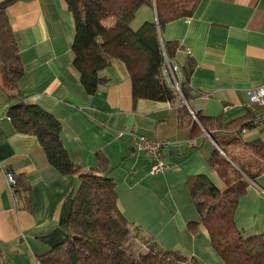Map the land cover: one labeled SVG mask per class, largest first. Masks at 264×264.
<instances>
[{
    "label": "crops",
    "instance_id": "crops-1",
    "mask_svg": "<svg viewBox=\"0 0 264 264\" xmlns=\"http://www.w3.org/2000/svg\"><path fill=\"white\" fill-rule=\"evenodd\" d=\"M154 14L156 18L155 10L149 13ZM8 15L24 74L17 95L0 74L4 262L41 264L39 255L65 238L60 222L69 216L70 195L80 185L76 175H64L50 164L38 136L16 130L9 109L25 101L42 106L60 121L62 142L82 169L97 167L98 155L109 160L117 209L144 245L177 250L203 264H225L205 228L201 224L196 232L189 228L190 222L199 221L189 180L198 174L216 180L209 158L219 145L202 125L205 135L194 138L190 127L179 125L184 99L135 102L128 68L118 58L102 71L106 81L89 94L73 63L76 25L65 0H15ZM160 38L182 45L175 57L180 66L190 56L196 60L189 101L194 114L225 121L243 116L250 125L240 133L241 140L264 141V107L248 105V92L264 87V0H202L190 18L165 25ZM133 134L168 141L163 150L165 172L151 173L154 159L138 152ZM7 171L32 185L30 204L11 190ZM235 223L244 236L264 230V171L250 180ZM123 239L121 245L132 238L125 234Z\"/></svg>",
    "mask_w": 264,
    "mask_h": 264
},
{
    "label": "trees",
    "instance_id": "trees-1",
    "mask_svg": "<svg viewBox=\"0 0 264 264\" xmlns=\"http://www.w3.org/2000/svg\"><path fill=\"white\" fill-rule=\"evenodd\" d=\"M14 1H0V74L4 85L17 95L24 67L8 15ZM201 1L65 0L76 25L73 63L86 91L97 92L106 81L102 71L118 58L128 68L135 102L139 99L167 102L179 98L181 95L166 82L163 68L167 59L176 63V53L182 45L177 41H163L160 30L169 22L190 18ZM154 10L156 18L155 14L149 15ZM138 16L142 19L134 27ZM196 64L191 56L184 65L178 64L183 74L182 95L188 102L192 97L190 78ZM178 113L179 125L190 127L193 138L205 135V129L219 145L209 158L216 180L206 174L189 180L199 214V221L190 222L189 228L196 232L201 224L225 264H264V230L244 236L235 223L239 200L250 180L264 171V141L241 140L240 133L250 125L243 116L225 121L222 117H208L195 111V117L185 103ZM9 116L17 131L38 136L51 165L62 174L76 175L80 180L77 191L70 195L71 212L60 222L65 238L39 255L41 264H203L196 257L158 246L159 249L152 243L149 254L135 263L120 248V238L130 229L127 219L117 209L114 182L108 174L109 160L98 155L99 165L89 170L74 163L62 142L60 121L36 103L18 102L10 107ZM13 174L15 192L25 204H30L32 185L24 177ZM0 264H6L1 245Z\"/></svg>",
    "mask_w": 264,
    "mask_h": 264
},
{
    "label": "built area",
    "instance_id": "built-area-1",
    "mask_svg": "<svg viewBox=\"0 0 264 264\" xmlns=\"http://www.w3.org/2000/svg\"><path fill=\"white\" fill-rule=\"evenodd\" d=\"M163 74L166 82L171 87H173L181 96H183L181 90V81L183 79V74L181 72L180 66L177 63H172L167 59L163 68ZM248 96V105L250 107H264V87L250 90L248 92ZM133 136L135 138L134 140L136 142L138 152L154 159L151 173L160 174L165 172L168 166L163 161V150L168 141L150 138L146 135L133 134ZM7 177L9 186L11 190L14 191L16 178L11 171H7Z\"/></svg>",
    "mask_w": 264,
    "mask_h": 264
},
{
    "label": "rangeland",
    "instance_id": "rangeland-1",
    "mask_svg": "<svg viewBox=\"0 0 264 264\" xmlns=\"http://www.w3.org/2000/svg\"><path fill=\"white\" fill-rule=\"evenodd\" d=\"M140 19H142V16H140V17L138 16L137 20L133 24L134 27L138 26V21ZM126 234H128L132 238L130 241V244L126 243L127 244L126 245L125 243H122L124 245H121L120 248H122L123 251L126 252V254L129 255L131 257V259H133V261L136 263L141 257L147 256L149 254V252L151 251V249L147 245H144V242L142 241V237H141V239L136 238L135 228L131 229L130 233H126ZM122 238H124V237H122ZM120 240H121L120 242H123L124 239L120 238Z\"/></svg>",
    "mask_w": 264,
    "mask_h": 264
},
{
    "label": "water",
    "instance_id": "water-1",
    "mask_svg": "<svg viewBox=\"0 0 264 264\" xmlns=\"http://www.w3.org/2000/svg\"><path fill=\"white\" fill-rule=\"evenodd\" d=\"M183 97V99H184V101H185V104L190 108V110L192 111V113H194V111L192 110V108L190 107V105H189V102L184 98V96H182ZM195 115V114H194ZM195 117H196V115H195ZM197 121L200 123V121L197 119Z\"/></svg>",
    "mask_w": 264,
    "mask_h": 264
},
{
    "label": "clouds",
    "instance_id": "clouds-1",
    "mask_svg": "<svg viewBox=\"0 0 264 264\" xmlns=\"http://www.w3.org/2000/svg\"><path fill=\"white\" fill-rule=\"evenodd\" d=\"M182 97V96H181Z\"/></svg>",
    "mask_w": 264,
    "mask_h": 264
}]
</instances>
